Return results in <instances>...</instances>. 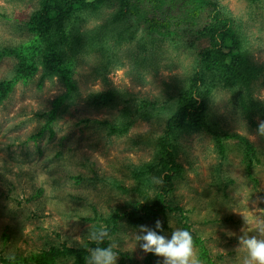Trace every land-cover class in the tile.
<instances>
[{
	"label": "rangeland",
	"instance_id": "obj_1",
	"mask_svg": "<svg viewBox=\"0 0 264 264\" xmlns=\"http://www.w3.org/2000/svg\"><path fill=\"white\" fill-rule=\"evenodd\" d=\"M40 1L0 0V46L30 38L26 22ZM208 1L211 5L196 17L191 5L185 7L188 12L181 8V0L173 10L166 8L167 1L162 4L160 16L174 17L169 28L174 36L163 34L167 28L153 32L148 22L133 16L113 24L119 3L88 14L79 32L105 37L108 47L71 54L79 95L75 103L57 107L56 100L68 88L59 77L45 76L42 67L30 81L15 86L0 105V264L11 255L89 246L102 229L109 232L100 219L132 213L136 204L155 198L165 186L164 173L150 175L145 186L138 185L134 173L153 163L155 142L167 127L160 109H168L187 88L198 71L200 54L212 48L206 34L217 24L237 32L244 63L258 77L242 96L218 82L209 95V123L224 137L225 158L206 129L179 140L177 161L185 171L166 203L181 211L167 214L163 235L171 238L173 231L189 227L203 243L193 245L191 264H209L208 259L212 264H248L240 238H264V0ZM124 30L128 33L121 37L133 39L119 43ZM15 66L12 58L0 59V82L13 79ZM107 92H114V106L89 102L91 95ZM242 99L247 109L239 107ZM54 109L57 117L48 128ZM125 112L131 128L125 135H111L101 122L125 124ZM226 134L246 138L255 156L246 157V145ZM142 226L153 229L151 223L133 228L127 218L120 220L109 238L117 250L116 264L122 253L133 264H144L148 252L139 239ZM156 264H164V258L158 256Z\"/></svg>",
	"mask_w": 264,
	"mask_h": 264
},
{
	"label": "trees",
	"instance_id": "obj_2",
	"mask_svg": "<svg viewBox=\"0 0 264 264\" xmlns=\"http://www.w3.org/2000/svg\"><path fill=\"white\" fill-rule=\"evenodd\" d=\"M166 1L169 9L173 10L179 0H41L39 8L32 13L29 21L26 22L30 38L19 45L0 46V59L12 58L16 61L13 79L0 82V105L9 98L20 81L27 83L34 78L40 71V67L43 68L45 76L50 78L59 77L68 88L67 93L56 100L57 107L62 106L66 101H70L71 104L75 103L79 95L73 77L75 71L71 54L86 48L92 51L96 48L107 49L108 47L105 37L99 38V35L97 38L94 35L84 36L79 32L80 25L85 21L86 16L88 14L96 15L101 9H104L103 7L119 3L120 11L114 15L113 24L114 22L116 24L125 23L130 16H133L137 20L148 22L153 32H162L161 29L167 28L163 34L174 36V32L169 30L174 17L170 14H162L161 17L157 13ZM179 3H182L181 8L192 6V17L198 16L203 7L211 5L208 0H181ZM185 12H188L187 8H185ZM223 25L210 26L209 33L206 36L209 37L212 48L200 54L198 71L195 72L187 88L178 93L175 99L176 102L168 109H160L163 111L160 115L164 113L163 115L167 117V127L164 134L157 138L155 142L153 163L140 168L134 173L138 185L142 184L143 186L149 184L150 175L157 173L158 170L164 173L165 186L155 198L149 200L147 204H136L132 213L122 215L117 212L110 218L100 219L107 225L109 232L103 237L99 235L97 242H91L89 246L82 248L65 246L63 249L53 247L40 253H32L27 257L11 255L2 258V264H59L61 258L73 259L74 264H90L92 254L89 247L92 251L97 248L111 247L109 238L116 233L120 226V220L124 218L128 219V223L133 228L151 223L153 230L163 235L164 231L168 229L167 214L181 211L179 207H173L166 203V197L174 191L176 181L183 178L185 171L183 165L177 161L179 140L185 134H192L206 129L214 135L217 146L222 156H224L226 150L224 137L219 131H215L209 123V119L211 120L208 107L209 95L216 87L215 82H218L226 88L237 90L238 94L242 96L243 93H248L258 77L256 70L253 71L244 63V47L237 32L235 33L231 27H222ZM124 29H127V27H124ZM127 33L128 30H124L117 41L120 43L124 38L121 35ZM107 38L109 39L108 36ZM124 39L130 41L133 38ZM67 48L71 49L68 53L65 52ZM89 102L97 107L114 106L116 98L114 92L99 93L91 95ZM239 107H246L244 99L241 100ZM154 110L157 115L159 111L156 105ZM52 112L53 114L48 121V128L56 120L58 110L54 109ZM246 113L248 114V112ZM125 114V124L117 126L108 121L101 122V124L106 126L111 135H125L133 124L131 117L126 112ZM51 132L53 135V130ZM226 137L239 138L247 147L246 157L255 156V150L246 138L229 134H226ZM118 187L125 190L122 186ZM138 192L142 191L139 190ZM157 220H163L162 230L155 228ZM185 228L189 231L188 226L185 225ZM191 235L193 245H203L198 237L193 233ZM114 251L117 253V250ZM202 252L205 258L207 252L204 247H202ZM121 256L120 264L134 263L129 255L122 253ZM157 260V255L148 253L144 259V264H156ZM207 261L212 264L211 260L208 259Z\"/></svg>",
	"mask_w": 264,
	"mask_h": 264
},
{
	"label": "clouds",
	"instance_id": "obj_3",
	"mask_svg": "<svg viewBox=\"0 0 264 264\" xmlns=\"http://www.w3.org/2000/svg\"><path fill=\"white\" fill-rule=\"evenodd\" d=\"M260 131L264 133V125L260 127ZM155 228L162 230L159 220L156 221ZM141 231L144 234L139 236V239L143 241L141 247L145 252L163 257L164 264H191L193 238L188 230H175L172 232L171 238L146 226H142ZM106 234L107 231L102 229L100 236L103 237ZM239 243L247 250L248 264H264V238L243 235ZM117 256L111 247L97 248L93 250L90 264H116Z\"/></svg>",
	"mask_w": 264,
	"mask_h": 264
},
{
	"label": "flooded vegetation",
	"instance_id": "obj_4",
	"mask_svg": "<svg viewBox=\"0 0 264 264\" xmlns=\"http://www.w3.org/2000/svg\"><path fill=\"white\" fill-rule=\"evenodd\" d=\"M166 8H169V6L167 5V7H166ZM161 9H162V7H161ZM157 13H158V14H160V11H158Z\"/></svg>",
	"mask_w": 264,
	"mask_h": 264
}]
</instances>
